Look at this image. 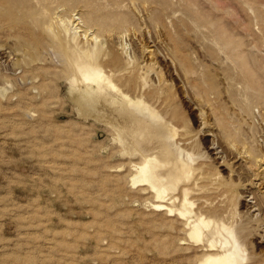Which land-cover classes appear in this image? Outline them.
<instances>
[{
	"label": "rangeland",
	"instance_id": "rangeland-1",
	"mask_svg": "<svg viewBox=\"0 0 264 264\" xmlns=\"http://www.w3.org/2000/svg\"><path fill=\"white\" fill-rule=\"evenodd\" d=\"M89 65L174 134L191 170L165 207L143 154L79 113ZM185 189L264 264V0H0V264H201L165 209Z\"/></svg>",
	"mask_w": 264,
	"mask_h": 264
},
{
	"label": "bare ground",
	"instance_id": "bare-ground-1",
	"mask_svg": "<svg viewBox=\"0 0 264 264\" xmlns=\"http://www.w3.org/2000/svg\"><path fill=\"white\" fill-rule=\"evenodd\" d=\"M82 77L86 83L94 84L95 90L87 85L83 95L74 99L79 113L109 124L123 146L128 145V148L143 154L144 161L137 166L133 180L147 182L155 190V197L158 199L154 204L155 208L165 207L162 200L169 194L168 191L175 190L176 180L181 178L177 176L184 172L182 174L185 177L190 169L185 157L173 161V166L168 163L171 158L169 146L174 134L167 127V122L151 106L141 102L140 97L131 98L117 88L110 76L100 68L89 65L82 72ZM135 99L139 102L137 105L134 104ZM153 150L161 151L158 162L154 160L156 163H151L154 158V153H151ZM180 154L181 151L177 149L176 155L180 157ZM188 191L184 190L176 209H165L169 213L175 210L184 218L190 241L206 246L209 253L200 259L201 264H243L244 254L238 245L240 241L236 229L223 221L210 224L211 220L206 219L200 211L192 213L189 207L192 202L186 197Z\"/></svg>",
	"mask_w": 264,
	"mask_h": 264
}]
</instances>
